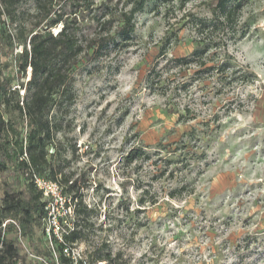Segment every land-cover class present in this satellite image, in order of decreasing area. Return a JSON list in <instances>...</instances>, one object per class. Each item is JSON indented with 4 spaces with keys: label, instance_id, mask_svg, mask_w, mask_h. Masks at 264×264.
<instances>
[{
    "label": "rangeland",
    "instance_id": "obj_1",
    "mask_svg": "<svg viewBox=\"0 0 264 264\" xmlns=\"http://www.w3.org/2000/svg\"><path fill=\"white\" fill-rule=\"evenodd\" d=\"M95 4L114 11L132 5ZM212 6L210 0L184 6L147 0L130 39L76 66L75 102L47 146L52 167L73 182L67 203L82 210V240L68 249L71 258L86 260L96 250L112 257L119 251L122 264H264V0H242L229 27L199 28L196 19L210 17ZM17 11L18 23L30 28L33 4L22 1ZM6 30L14 33V25L6 22ZM197 42L210 45L206 63L173 66L171 60L188 57ZM22 49L0 52V67L15 86L29 75V68L25 77L16 72ZM226 58L251 71L253 81L208 68ZM184 143L192 152L187 160L169 166L159 160L183 157ZM161 144L167 149L157 152ZM133 147L151 158L128 163ZM4 181L14 180L1 175L0 191ZM184 182L188 192L168 197ZM69 206L63 200L52 205V216L67 212L73 220ZM32 238L43 243L40 231ZM22 247L35 259L27 243Z\"/></svg>",
    "mask_w": 264,
    "mask_h": 264
},
{
    "label": "trees",
    "instance_id": "obj_2",
    "mask_svg": "<svg viewBox=\"0 0 264 264\" xmlns=\"http://www.w3.org/2000/svg\"><path fill=\"white\" fill-rule=\"evenodd\" d=\"M22 1L33 4L34 21L30 28L18 23L17 7ZM126 10L114 11L108 5H96L95 0H0V52H13L22 47L15 59L16 72L29 75L17 86L13 76L0 67V176L9 175L14 181H4L0 191V264H122L118 262L120 252L100 254L92 251L88 259H73L71 250L82 240V212L79 203H67L73 182L69 176L55 169L47 157L48 142L62 131L59 117L67 116L76 98L73 72L81 62L99 58L110 44L126 42L134 31L135 15L142 11L147 0H130ZM184 6L190 0H178ZM63 2V5L60 3ZM213 5L210 17L196 19L199 28L223 29L234 23L242 5V0H210ZM114 21L116 22L115 29ZM6 22L14 25V33L6 30ZM95 29L88 33L86 29ZM56 32L53 31L57 28ZM209 44L197 42L188 57L174 58L173 66L199 60L206 63ZM218 76L230 72L234 80L241 83L253 81L254 75L248 69L230 63L226 58L220 63L208 66ZM238 73V75H236ZM22 93L20 94V90ZM22 123L18 128V123ZM183 157L163 158L167 166L182 162L192 155L186 144ZM160 152L167 149L159 145ZM159 155V153H154ZM151 153L133 147L125 156L128 163L143 157L151 158ZM187 160V159H185ZM192 166L187 163V167ZM170 170V174H173ZM56 181L61 186L65 207H72L74 219L67 212L55 216L56 228L45 226L48 215L47 201L32 181V174ZM170 175V176H171ZM21 184L22 189L14 186ZM188 183L173 187L167 194L179 198L188 192ZM143 204L145 200L140 199ZM156 201H152L154 204ZM66 210V209H65ZM40 231L43 243L33 242V235ZM23 242L30 246L35 259L28 260L23 253ZM56 254V257L55 255Z\"/></svg>",
    "mask_w": 264,
    "mask_h": 264
},
{
    "label": "built area",
    "instance_id": "obj_3",
    "mask_svg": "<svg viewBox=\"0 0 264 264\" xmlns=\"http://www.w3.org/2000/svg\"><path fill=\"white\" fill-rule=\"evenodd\" d=\"M32 181L37 189L41 192L42 198L48 202L47 207L49 210L47 217L49 220V225H52L54 228H56V218L55 216H52L50 207L52 205H56L61 200L64 201L61 192V186L56 181L38 176L35 173L32 174Z\"/></svg>",
    "mask_w": 264,
    "mask_h": 264
}]
</instances>
